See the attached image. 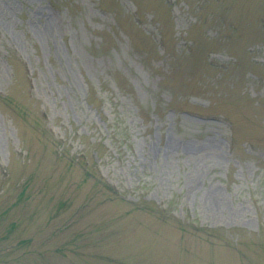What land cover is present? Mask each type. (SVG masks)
Returning <instances> with one entry per match:
<instances>
[{
	"label": "rangeland",
	"instance_id": "rangeland-1",
	"mask_svg": "<svg viewBox=\"0 0 264 264\" xmlns=\"http://www.w3.org/2000/svg\"><path fill=\"white\" fill-rule=\"evenodd\" d=\"M0 264H264V0H0Z\"/></svg>",
	"mask_w": 264,
	"mask_h": 264
}]
</instances>
